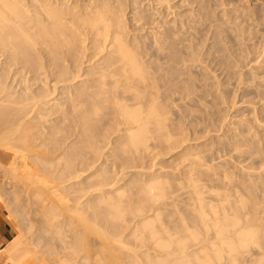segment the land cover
I'll return each mask as SVG.
<instances>
[{"label":"rangeland","instance_id":"obj_1","mask_svg":"<svg viewBox=\"0 0 264 264\" xmlns=\"http://www.w3.org/2000/svg\"><path fill=\"white\" fill-rule=\"evenodd\" d=\"M117 1L114 33L69 23L54 46L37 22L0 13L2 97L17 113L35 103L22 119L28 171L0 143L16 227L2 264L28 247L42 264H182L181 241L195 264L213 253L196 244L202 208L252 210L264 237V0ZM79 2L77 16L95 3ZM31 174L51 184L33 189Z\"/></svg>","mask_w":264,"mask_h":264},{"label":"bare ground","instance_id":"obj_2","mask_svg":"<svg viewBox=\"0 0 264 264\" xmlns=\"http://www.w3.org/2000/svg\"><path fill=\"white\" fill-rule=\"evenodd\" d=\"M79 1L80 0H78V2ZM87 1L89 2V0ZM91 1L93 2L95 1V3L91 5V3L85 2L88 4L87 8L85 7V10L81 9L79 11L77 9L79 11V16H77L75 10L76 8L79 7L73 5V7L71 8L69 6L70 0H0V13L4 12L3 14L4 18H7V14L11 13L16 15L18 18L22 17L27 19L28 20L27 23L29 24H32V22L33 23L37 22L36 25H38V28L41 29L42 36L46 37L47 40H49V42L51 43V45L54 46L65 37L63 33H65L66 30L62 32L63 29H61L62 30L61 31L60 28L61 27L63 28V26L65 27L68 26L69 23L70 25H74L75 27L73 29L72 26L73 30L70 27H67L70 28L69 30L78 31V32L81 30H86V31L90 30L93 33L97 34V36L107 35L108 32L111 33L115 32L114 28L110 24L111 19L109 20L108 18L114 17L116 13L115 12L116 8L109 6L108 4L109 0H91ZM113 1L116 2L117 0H113ZM34 2L40 4L36 5L34 4ZM84 6H86V4ZM105 9L106 11L109 12L108 13L109 15L107 16L104 13ZM35 12H39L38 15H36L38 16V18L39 15L40 16L45 15L46 18L45 19L39 18L38 20L37 17L34 16ZM89 13L92 14L93 16H89ZM83 17L85 18L87 17L86 19L88 18L91 19L89 20V22L86 21V23L83 24L80 21L82 19H85ZM77 18H79V20H77ZM39 22L42 23V25L44 24L45 26L46 25L49 26V28L48 27L43 28L41 26L39 27V25H41ZM59 31L61 34H59ZM25 36L29 38L27 34ZM47 67L48 65L44 64V66L41 67V69L45 70L44 76L48 78L50 76V71H49L50 68L48 69ZM15 79L16 77L14 78V80ZM3 92H4V88L0 86V126L6 130V131L4 130V133H1L2 135L0 136V143L6 142L7 146L5 144V146L2 147L3 145H1L2 144L1 143L0 147L2 148L6 147L7 148L6 150L9 149L8 151H13V150L15 151L17 148L15 152H16V157H18L20 150L21 151L26 150L25 148H23L24 146H27L26 148L31 147L30 145H28V142L30 143V138L25 134L26 126L23 124L22 119L24 118V116L27 115L28 113L27 109L31 106L34 107L35 103L34 102L22 103V105L18 109V113L14 112L7 108V106H9L8 103H11V100L6 98L4 99L2 97ZM135 115L137 114H134V116ZM134 140L136 139L134 138ZM29 150L30 149H28V151ZM21 151H20V155H23L22 161L25 164V168H27L28 163L26 161L27 159L26 157L28 156L27 153L28 151L27 150H26L27 152L23 151L24 153H22ZM25 171H28V168ZM32 177L35 178V175L28 176L27 178H29L28 180H31L29 181V184L31 182H35L32 183L35 187L31 185V188L33 189L37 188L36 184H38V182L41 183L43 190H46V187H49V185L51 184V183L48 184V180L46 181L45 179H42L40 177H36L35 178L36 180L33 181L34 178L31 179ZM37 178H40L41 180ZM46 183L48 184V186L46 185ZM61 207L63 209L65 207L64 210L66 211L70 210L69 208L66 209V206H61ZM63 209L62 211H64ZM252 212H253L252 210H249L243 215L237 216L236 214H234L232 217L228 215L226 217H220L219 215L215 214L210 218L208 215H206V212L203 208L199 210L200 224L202 228L206 230V235L201 241L196 242V244L199 245L200 249H211L213 253L211 255H204V256L200 255V252L199 254H195V256H197L195 264H237L242 252H248L251 255V260L249 262L246 261L247 264L250 262L252 264H264V237L261 234L263 225L256 217L251 216ZM68 213L70 212H67V214ZM78 217H79V221L82 222V224L85 226V229H87L89 232H91L90 230L95 229L94 227L88 226L89 223L84 221L85 219L84 217L82 216H78ZM34 245H32L31 247L33 248ZM254 246H255V250H254ZM25 247L23 248L25 249ZM28 248H26V251L22 250L19 252V253L21 252L23 253L22 256H20L21 254L18 255L19 253L16 255L17 257L19 256L20 259L16 260L15 258L16 262L14 264L44 263L45 261L44 257L42 256V258H40L38 257L40 255L38 256L36 255L40 253L31 251ZM19 250H17V252ZM177 250H178L177 252L181 254L179 258L181 259L182 264H192L190 261L187 260V258L191 257V253L188 251V247L183 241L179 243V247ZM48 260H50V258ZM57 262L58 261H52V263H57ZM64 263L65 262L63 260H60L57 264H64Z\"/></svg>","mask_w":264,"mask_h":264},{"label":"crops","instance_id":"obj_3","mask_svg":"<svg viewBox=\"0 0 264 264\" xmlns=\"http://www.w3.org/2000/svg\"><path fill=\"white\" fill-rule=\"evenodd\" d=\"M16 238V227L10 217L8 209L0 200V264L3 263V254L8 253V248Z\"/></svg>","mask_w":264,"mask_h":264}]
</instances>
